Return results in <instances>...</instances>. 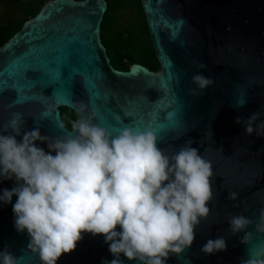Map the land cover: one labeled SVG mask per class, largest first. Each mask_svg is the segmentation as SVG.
Returning a JSON list of instances; mask_svg holds the SVG:
<instances>
[{
	"label": "water",
	"instance_id": "water-1",
	"mask_svg": "<svg viewBox=\"0 0 264 264\" xmlns=\"http://www.w3.org/2000/svg\"><path fill=\"white\" fill-rule=\"evenodd\" d=\"M141 2L160 62L157 71L142 63L128 70L113 65L101 36L107 0H47L0 46V128L20 114L18 141L36 128L43 136L68 135L72 128L62 107L78 112L83 102L110 131H153L158 147L170 154L193 141L212 163L215 199L192 246L170 254L166 264H241L248 248L264 241L255 227L264 209V0ZM195 74L211 78L213 85L193 95ZM253 113L260 115L252 125L256 131L248 135L244 125ZM36 145L50 151L46 142ZM15 186V178L0 177V195ZM17 199L0 201V252L9 250L18 264H41L28 248L27 231L15 228ZM232 215L253 221L246 230L253 233L252 245L241 243L245 232L230 233ZM82 235L57 264H104L115 258L102 234ZM219 237L225 238L226 250L202 252L209 239ZM120 259L141 264L123 254Z\"/></svg>",
	"mask_w": 264,
	"mask_h": 264
},
{
	"label": "clouds",
	"instance_id": "clouds-1",
	"mask_svg": "<svg viewBox=\"0 0 264 264\" xmlns=\"http://www.w3.org/2000/svg\"><path fill=\"white\" fill-rule=\"evenodd\" d=\"M192 83L196 88L191 93L197 95L214 81L195 74ZM78 112L71 133L55 138L36 128L18 141L24 122L20 114L0 128V177L17 182L3 191L0 201L11 203L18 197L12 205L15 228L27 231L28 248L38 253L41 264H57L63 254L76 249L83 233L105 237L115 258L104 264H124L121 254L141 264H166L170 254L191 247L215 199L212 163L191 140L170 154L158 147L153 131H110L96 122L97 112H88L83 102ZM259 115L247 119L246 134L256 131L252 125ZM241 122L238 116L236 123ZM37 141L46 142L50 151L38 147ZM236 197L229 193V199ZM228 223L231 234L245 232L241 243L252 245L253 233L246 231L251 219L232 215ZM255 227L264 234V209ZM226 248L225 238L219 237L209 239L201 250L214 254ZM18 260L7 249L0 252V264ZM241 264H264V241L249 247Z\"/></svg>",
	"mask_w": 264,
	"mask_h": 264
},
{
	"label": "trees",
	"instance_id": "trees-1",
	"mask_svg": "<svg viewBox=\"0 0 264 264\" xmlns=\"http://www.w3.org/2000/svg\"><path fill=\"white\" fill-rule=\"evenodd\" d=\"M47 0H0V5L13 8L12 14L3 19L0 16V46H2L24 22L34 16ZM108 10L102 22L101 36L113 65L117 69L128 70L133 63H142L157 71L160 62L149 32L146 15L141 0H107ZM130 3V4H129ZM129 7L137 15L135 22L124 25L118 23V14L126 13ZM6 12L2 13V16ZM7 14V13H6ZM128 33L127 37L124 34ZM62 115L68 127L79 118L75 110L63 107Z\"/></svg>",
	"mask_w": 264,
	"mask_h": 264
},
{
	"label": "rangeland",
	"instance_id": "rangeland-1",
	"mask_svg": "<svg viewBox=\"0 0 264 264\" xmlns=\"http://www.w3.org/2000/svg\"><path fill=\"white\" fill-rule=\"evenodd\" d=\"M130 4V3H129ZM13 8H6L4 4L0 5V16L3 18V19H6L9 17L10 14H12V10ZM3 12H6L4 16H2V13ZM137 15L136 14H133L131 9L129 7H127V12L126 13H119L118 14V23L117 25H119V23H122V24H128V22H135L137 20Z\"/></svg>",
	"mask_w": 264,
	"mask_h": 264
},
{
	"label": "snow or ice",
	"instance_id": "snow-or-ice-1",
	"mask_svg": "<svg viewBox=\"0 0 264 264\" xmlns=\"http://www.w3.org/2000/svg\"><path fill=\"white\" fill-rule=\"evenodd\" d=\"M116 122H118V121L115 119V117H113V123H116Z\"/></svg>",
	"mask_w": 264,
	"mask_h": 264
},
{
	"label": "flooded vegetation",
	"instance_id": "flooded-vegetation-1",
	"mask_svg": "<svg viewBox=\"0 0 264 264\" xmlns=\"http://www.w3.org/2000/svg\"><path fill=\"white\" fill-rule=\"evenodd\" d=\"M127 36H128V33H125V34H124V37H127ZM131 65H132V64H131ZM131 65H130V66H131ZM62 108H63V107H62Z\"/></svg>",
	"mask_w": 264,
	"mask_h": 264
}]
</instances>
